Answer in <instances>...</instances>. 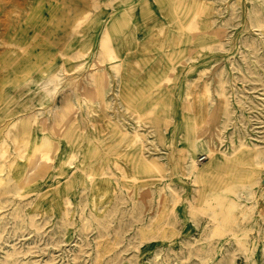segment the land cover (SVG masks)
I'll list each match as a JSON object with an SVG mask.
<instances>
[{"label": "rangeland", "instance_id": "rangeland-1", "mask_svg": "<svg viewBox=\"0 0 264 264\" xmlns=\"http://www.w3.org/2000/svg\"><path fill=\"white\" fill-rule=\"evenodd\" d=\"M0 264H264V0H0Z\"/></svg>", "mask_w": 264, "mask_h": 264}, {"label": "bare ground", "instance_id": "bare-ground-1", "mask_svg": "<svg viewBox=\"0 0 264 264\" xmlns=\"http://www.w3.org/2000/svg\"><path fill=\"white\" fill-rule=\"evenodd\" d=\"M147 2L143 1L142 3H140V6H146ZM127 10H130V15H132L135 11L133 7L128 8ZM134 11V12H133ZM159 23H161V21L157 18L155 20V22L153 24H149V23H145L143 25V30L144 31H148V35H146L144 32H140L138 34V38L137 40H139V42L141 41L144 44H147L149 41V38L151 36H153L154 31H155V27L159 25ZM111 24L108 25L106 27V29L104 30L103 35L105 34L106 31H108V29L110 28ZM104 39V36L101 37L100 41H102ZM123 45H119V44H113L110 46H104L102 45V43L100 44V46L97 49V55L99 57V55L101 53H105V58L107 57V60L110 61V67L111 69L114 68L115 70L119 69L121 66V62H116V58L121 56V49H122ZM97 57V62H101L103 61V58L99 59ZM96 64V61L93 60L91 65H90V72H95L94 70H92V67ZM88 72V74L90 73ZM103 74H106L105 69H102ZM119 75L121 76V72H118ZM58 84V79L55 76L49 77L47 78V80H45L43 83L39 82L36 84V89L34 91H30L27 88V83H24L23 85H21L18 89L19 91V95H20V105L24 108V109H30L32 107H37V105L39 106L38 108V114H34L32 112H28L26 113L22 118H20L19 123L24 122V123H31L32 126H36L37 129H39L41 131V134H37L36 139L39 140L40 136L43 135L42 134V130H43V119L41 118V116L39 117V115L42 114V107L44 105L45 102L49 101L51 98H53V96H55L56 94V85ZM84 101V98L81 100ZM73 104L70 102L65 103L63 106L56 108L54 107L53 109H59L61 111V113H63L61 120L64 122H69V120H71V116L69 118L68 114L70 112V110L72 109ZM18 122L15 121L12 125H10V127L7 129V133L6 136L9 137L10 139H12L13 141L17 140L19 138L18 132H19V128H17ZM195 135L193 136V141L195 140ZM41 142L43 143V141L41 140ZM57 147V146H56ZM16 159L20 160L22 157V152L20 149H18V146L16 147ZM208 156L211 157L212 155V151H209ZM2 155V154H1ZM52 159L51 155L47 154L45 152V149H41L38 145V149L35 151V153L28 159L23 161V165L25 166L22 176L23 178H27L28 176H30L33 172H35L38 168H40L43 164L49 162ZM194 159L192 156H190V162H193ZM65 163V162H64ZM68 163V162H67ZM66 164V163H65ZM69 164V163H68ZM189 173L191 172V170L189 169L188 171ZM102 186L101 183H99L96 188H100ZM235 208L241 207V203L240 202H236V201H229V205H232ZM232 207V206H231Z\"/></svg>", "mask_w": 264, "mask_h": 264}]
</instances>
